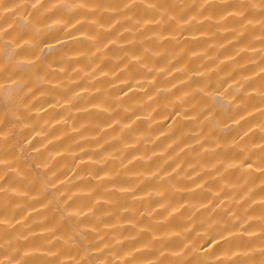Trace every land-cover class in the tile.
<instances>
[{"label":"bare ground","instance_id":"obj_1","mask_svg":"<svg viewBox=\"0 0 264 264\" xmlns=\"http://www.w3.org/2000/svg\"><path fill=\"white\" fill-rule=\"evenodd\" d=\"M0 264H264V0H0Z\"/></svg>","mask_w":264,"mask_h":264}]
</instances>
